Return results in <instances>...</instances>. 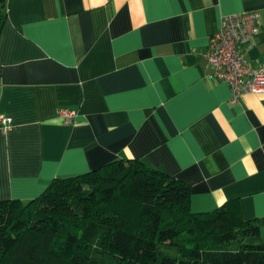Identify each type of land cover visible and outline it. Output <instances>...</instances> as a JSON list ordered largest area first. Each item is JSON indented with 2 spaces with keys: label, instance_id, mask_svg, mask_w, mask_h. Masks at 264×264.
I'll return each mask as SVG.
<instances>
[{
  "label": "crops",
  "instance_id": "0c3cea01",
  "mask_svg": "<svg viewBox=\"0 0 264 264\" xmlns=\"http://www.w3.org/2000/svg\"><path fill=\"white\" fill-rule=\"evenodd\" d=\"M0 200L138 159L190 186V208L236 202L264 238V94L231 101L203 51L223 16L256 12L242 51L264 64V0H6ZM59 109L76 112L71 121Z\"/></svg>",
  "mask_w": 264,
  "mask_h": 264
},
{
  "label": "trees",
  "instance_id": "16d2710c",
  "mask_svg": "<svg viewBox=\"0 0 264 264\" xmlns=\"http://www.w3.org/2000/svg\"><path fill=\"white\" fill-rule=\"evenodd\" d=\"M7 19L0 0V32ZM190 186L138 159L57 177L0 200V264H264V238L236 202L190 208Z\"/></svg>",
  "mask_w": 264,
  "mask_h": 264
},
{
  "label": "built area",
  "instance_id": "2783aa9c",
  "mask_svg": "<svg viewBox=\"0 0 264 264\" xmlns=\"http://www.w3.org/2000/svg\"><path fill=\"white\" fill-rule=\"evenodd\" d=\"M259 27V14L256 12L225 15L203 51L210 69L208 76L229 85L232 102H237L244 94H264V64H254L245 57L241 48L258 34ZM58 115L67 122L76 116V112L59 109ZM11 123V117L0 114L3 131L8 130Z\"/></svg>",
  "mask_w": 264,
  "mask_h": 264
}]
</instances>
